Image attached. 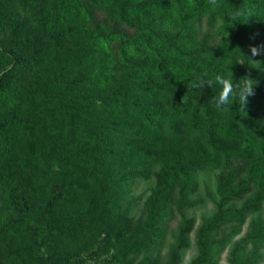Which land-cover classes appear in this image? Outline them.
<instances>
[{"label": "trees", "instance_id": "trees-1", "mask_svg": "<svg viewBox=\"0 0 264 264\" xmlns=\"http://www.w3.org/2000/svg\"><path fill=\"white\" fill-rule=\"evenodd\" d=\"M216 74L258 81L244 112L215 106ZM213 171L187 264H256L264 0H0V264H180L195 176Z\"/></svg>", "mask_w": 264, "mask_h": 264}, {"label": "rangeland", "instance_id": "rangeland-1", "mask_svg": "<svg viewBox=\"0 0 264 264\" xmlns=\"http://www.w3.org/2000/svg\"><path fill=\"white\" fill-rule=\"evenodd\" d=\"M204 30H205V26L202 24L199 28V32L202 33ZM218 174H219V171H213V172H202L195 176L196 189L192 195L188 196V199L190 201L201 199L202 202L198 204L197 206L190 207L183 211V214L187 218H192L194 220V227L187 237L188 247L181 254L180 264H187L188 261L194 257L195 255L194 229L196 228V226H198V224L200 223V219L202 217H206L214 211V206H213L212 201L215 198L214 189H215V183H216V178ZM152 185H153L152 178H149L148 180H145V181L134 182V184L131 186L130 191H129V196L131 198V201L124 203V205L128 206V212H127L128 217L134 220L138 218L141 212L142 202L148 196L149 190L152 187ZM169 210L171 211V215L168 218V222L166 224V228H167L166 243L167 244L171 240L170 233L173 230V228L176 226L178 222V218H179L173 206L169 207ZM248 219L249 217L247 218V220ZM245 229H246V223L241 227L240 233L242 234L245 231ZM166 250L167 249L165 248L161 250L159 255L161 257H164ZM251 251L252 250L249 248L248 254ZM255 252L261 254V257L256 262V264H264V244L263 246L260 247V249H257ZM226 258H227V252L225 249L219 254L217 264H227Z\"/></svg>", "mask_w": 264, "mask_h": 264}, {"label": "clouds", "instance_id": "clouds-1", "mask_svg": "<svg viewBox=\"0 0 264 264\" xmlns=\"http://www.w3.org/2000/svg\"><path fill=\"white\" fill-rule=\"evenodd\" d=\"M210 3L215 5L216 0H210ZM237 15H239V13H237ZM250 51L253 57L261 54L257 47H252ZM254 61H258L261 65V61ZM240 64H243V62H240ZM234 80L236 81L235 84L233 83ZM211 83L212 81L201 78L193 83V87L202 88L205 85L211 86ZM214 83L219 88V91L213 97V102L217 108H230L234 102H237L240 106L238 110L244 112L245 106L248 104V97L255 95L254 88L258 84V81L252 79L248 75L242 76L239 79H234L233 75L231 78H226L222 74H216L214 77Z\"/></svg>", "mask_w": 264, "mask_h": 264}]
</instances>
